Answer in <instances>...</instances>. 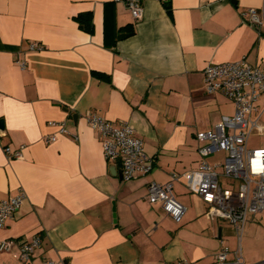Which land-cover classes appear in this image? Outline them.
<instances>
[{
	"label": "crops",
	"instance_id": "crops-1",
	"mask_svg": "<svg viewBox=\"0 0 264 264\" xmlns=\"http://www.w3.org/2000/svg\"><path fill=\"white\" fill-rule=\"evenodd\" d=\"M169 1L142 0L137 20L115 0H0V200L21 189L28 196L0 241L41 235L35 264H214L221 237L228 244L235 231L209 220L199 177L193 189L184 178L175 183L187 208L181 223L146 194L153 180L197 169V133L234 113L227 96L207 94L206 66L245 58L264 69V26L241 15L264 12V0ZM91 111L136 128L154 158L149 174L116 173L121 163L105 158ZM253 136L264 133L250 139L264 146ZM22 144L23 159L7 157L6 146ZM225 155L207 160L220 164ZM0 264H22L18 243L0 251Z\"/></svg>",
	"mask_w": 264,
	"mask_h": 264
},
{
	"label": "built area",
	"instance_id": "built-area-1",
	"mask_svg": "<svg viewBox=\"0 0 264 264\" xmlns=\"http://www.w3.org/2000/svg\"><path fill=\"white\" fill-rule=\"evenodd\" d=\"M115 1L124 3L135 19L142 18V0ZM241 15L258 30L264 26L263 11L251 7L243 10ZM31 47L37 49L41 46L34 42ZM204 75L207 94L222 93L227 96L234 104V113L224 114L213 129L197 133L201 142L199 151L203 156L197 169L184 174L173 173L166 183L151 181L146 198L152 204H160L169 216L181 223L187 208L175 194V183L184 178L189 188L193 189L199 177L197 193L208 205L206 215L209 220H227L240 235L249 214L264 211V146H250L252 135L264 133V103L260 104L264 98V69L244 58L209 64ZM87 118L101 136L105 158L109 162L120 161L123 178L130 180L153 170L154 158L147 153L143 138L129 121L120 120L115 124L94 111L89 112ZM49 124L59 125L60 132L77 138L64 122L52 120ZM57 138L56 133L45 136L47 142ZM25 150V144L17 148L5 147L10 159H23ZM219 152L226 154L220 164L207 160L208 156ZM218 166H222L223 170L220 171ZM223 177L227 179L226 185L221 182ZM27 197L26 191L21 189L17 194L0 200V228L15 216ZM42 240L39 234L29 240L5 239L0 241V251L11 250L18 243L22 264H35L33 254ZM220 243L214 264H246L241 244L232 250L223 237ZM42 264H55V261L45 258ZM172 264L189 262L182 259Z\"/></svg>",
	"mask_w": 264,
	"mask_h": 264
},
{
	"label": "rangeland",
	"instance_id": "rangeland-1",
	"mask_svg": "<svg viewBox=\"0 0 264 264\" xmlns=\"http://www.w3.org/2000/svg\"><path fill=\"white\" fill-rule=\"evenodd\" d=\"M264 142V136H253V142ZM226 185L227 180L221 178ZM231 237L228 238V245L232 250L237 249L241 244L246 259V264H264V211L255 215L249 214L243 232L239 235L234 229Z\"/></svg>",
	"mask_w": 264,
	"mask_h": 264
},
{
	"label": "water",
	"instance_id": "water-1",
	"mask_svg": "<svg viewBox=\"0 0 264 264\" xmlns=\"http://www.w3.org/2000/svg\"><path fill=\"white\" fill-rule=\"evenodd\" d=\"M5 128V124L3 120H0V129H4ZM114 169L116 171V173H118L121 177H123V172L122 170H117L116 165H114Z\"/></svg>",
	"mask_w": 264,
	"mask_h": 264
},
{
	"label": "trees",
	"instance_id": "trees-1",
	"mask_svg": "<svg viewBox=\"0 0 264 264\" xmlns=\"http://www.w3.org/2000/svg\"><path fill=\"white\" fill-rule=\"evenodd\" d=\"M165 4L167 5V6H169L170 5V1L168 0V1H165Z\"/></svg>",
	"mask_w": 264,
	"mask_h": 264
}]
</instances>
